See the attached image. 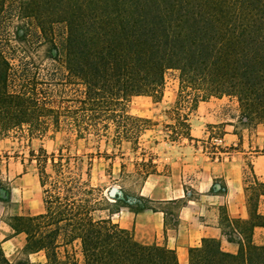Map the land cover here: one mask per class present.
<instances>
[{
    "label": "trees",
    "instance_id": "16d2710c",
    "mask_svg": "<svg viewBox=\"0 0 264 264\" xmlns=\"http://www.w3.org/2000/svg\"><path fill=\"white\" fill-rule=\"evenodd\" d=\"M42 48L50 66L37 63ZM170 71L192 104L233 98L248 121L264 123V0H0V138L51 132L117 145L140 121L128 114L130 99H162ZM101 155L98 146L72 157L62 146L29 152L43 212L8 224L25 236L24 252H42L45 264H79L77 256L81 264H179L174 250L141 244L112 222L117 196L100 200L90 184ZM248 203L237 252L203 239L188 264H264V246L252 243L264 214ZM0 264H11L1 243Z\"/></svg>",
    "mask_w": 264,
    "mask_h": 264
},
{
    "label": "crops",
    "instance_id": "0c3cea01",
    "mask_svg": "<svg viewBox=\"0 0 264 264\" xmlns=\"http://www.w3.org/2000/svg\"><path fill=\"white\" fill-rule=\"evenodd\" d=\"M218 105L211 101L198 103L191 113L192 139L183 138L181 149L164 159V171L158 170V175H148L142 181L140 195L149 204L160 207L137 213L125 209V214L116 221L121 228L131 230L137 242L156 243L174 250L179 264H188L189 249L199 247L203 239L217 240L223 251L236 253L239 245L228 241L227 233L239 232L236 222L249 217V190L264 185V152L260 151L264 149V126L256 125L253 132L245 134L242 130L237 135L233 133L235 127L229 124L231 120L221 116L225 105ZM213 125H221L222 147L231 148L227 153H207L196 147L200 139H208ZM189 187L190 198L186 196ZM256 200L257 213L262 215L264 193H259ZM170 216L175 217L174 224ZM252 243L264 246L263 228L254 229ZM24 244L21 235L1 243L4 252L7 249L5 256L9 261ZM37 255L39 263L44 264L42 252L28 258L31 261Z\"/></svg>",
    "mask_w": 264,
    "mask_h": 264
},
{
    "label": "rangeland",
    "instance_id": "374dc122",
    "mask_svg": "<svg viewBox=\"0 0 264 264\" xmlns=\"http://www.w3.org/2000/svg\"><path fill=\"white\" fill-rule=\"evenodd\" d=\"M38 56L40 57L39 60L42 61L37 63L43 67L52 64L45 59L44 48L39 50ZM177 76V72L166 73L162 99L143 96L130 99L127 105L128 114L140 121L134 124L132 138L123 140L117 145H112L110 140L108 143L102 140L97 145L91 136L87 142H74V138L71 137L70 144V142L63 140V134L51 135V132L46 137L31 141L21 135L0 138V199L5 200L4 202L0 201V243L17 236L12 234L8 225L11 217L33 216L43 212L35 162L29 160L31 150L36 152L39 148H43L50 154L62 146L63 152L72 157L74 154L94 153L95 147L98 146L102 155L95 157L92 161L90 184L95 188L100 200L107 197L112 198L109 192L113 188L116 189V201L109 200L115 209L111 215V220L119 226L116 221L123 216V213L125 214V209L131 211V209L138 208L153 209L160 207L149 204V201L140 195L141 183L148 175H158V170L164 169V159H167L169 154H175L177 150L181 149L183 146L182 139L188 138L187 136L190 134L191 113L196 109L198 103L211 101L221 106L225 105L221 116L231 120L229 124L235 127L233 133L237 135H240L242 130L246 131L245 134L255 130L257 124L251 123L242 115L238 103L233 98L212 97L192 104L191 99L185 97L187 94L179 96ZM218 100L222 101L218 102ZM258 125L264 126V123ZM220 126L213 125L214 130L210 131L208 139H200V143L196 147L203 148L207 153L221 154L230 151L231 148L222 147V144L215 142V140H221L223 134ZM188 139H192V137L189 135ZM260 151L264 152V149ZM104 153L107 156L103 155ZM85 169L86 164L83 166V172ZM188 190L192 191L190 187ZM4 193L6 198L3 197ZM259 193H264V186L261 184L249 190V202H256ZM165 207L170 209V206ZM100 208L101 211L97 214L105 217L107 215L105 208L107 207L103 205ZM171 209H175V207ZM120 212L122 214H119ZM170 220L173 224L175 223L174 216H170ZM234 232L236 231L228 232L227 235H230L234 242L241 241V238L237 241L233 239L232 233ZM20 235L25 240V236ZM74 251L78 255L77 247ZM39 260V255H37L33 256L30 261L28 254L22 249L10 262L11 264H40Z\"/></svg>",
    "mask_w": 264,
    "mask_h": 264
},
{
    "label": "built area",
    "instance_id": "2783aa9c",
    "mask_svg": "<svg viewBox=\"0 0 264 264\" xmlns=\"http://www.w3.org/2000/svg\"><path fill=\"white\" fill-rule=\"evenodd\" d=\"M215 142H217L218 144H221V140H220V139H219V140H215ZM186 196H187L188 198H190V197L192 196V191L187 190V191H186ZM232 237H233V239L236 240V241L240 239V235H239V233H237V232L232 233Z\"/></svg>",
    "mask_w": 264,
    "mask_h": 264
},
{
    "label": "water",
    "instance_id": "95a60500",
    "mask_svg": "<svg viewBox=\"0 0 264 264\" xmlns=\"http://www.w3.org/2000/svg\"><path fill=\"white\" fill-rule=\"evenodd\" d=\"M116 193H117L116 189L113 188V189L110 190L109 195H110L111 197H113V196L116 195Z\"/></svg>",
    "mask_w": 264,
    "mask_h": 264
}]
</instances>
